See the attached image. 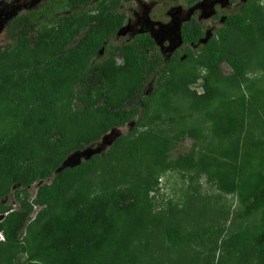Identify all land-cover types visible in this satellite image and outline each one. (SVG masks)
Listing matches in <instances>:
<instances>
[{"label": "trees", "instance_id": "obj_1", "mask_svg": "<svg viewBox=\"0 0 264 264\" xmlns=\"http://www.w3.org/2000/svg\"><path fill=\"white\" fill-rule=\"evenodd\" d=\"M118 6L119 0H47L4 25L8 44L0 51V110L7 122L0 126V211L11 186L23 189L37 180L50 182L37 187L31 203L5 211L0 264H137L133 244L146 242L159 228L171 245L196 238L195 233L181 235L151 210L147 196L156 190V172L130 170L140 154L172 170L198 165L219 191L236 193L242 208L234 217L258 214L262 230L252 239L234 241L226 256L234 258L233 264H264V157L245 178L248 150L238 152L245 146L240 144L244 132L259 126L264 133V91L250 95L247 103L240 100L239 114L221 111L213 116V138L221 146L223 140L234 139L221 147L216 159L202 155L191 163L190 156L182 155L169 165V140L146 129L116 138L101 156L54 172L69 153L85 149L110 129L134 117L136 127L141 126L145 82L154 74L173 72L172 60L162 62L146 33L111 46L105 58L97 60L106 40L123 25ZM59 10L66 13L54 14ZM223 24L243 28L235 14L226 16ZM202 36L193 22L179 28L183 45L196 44ZM26 51L44 54L18 60ZM209 52L210 64L226 61L240 75L237 62ZM195 134L182 131L176 138ZM18 195L15 190L13 197ZM33 206L39 210L25 226ZM24 227L29 236L21 241Z\"/></svg>", "mask_w": 264, "mask_h": 264}, {"label": "rangeland", "instance_id": "obj_2", "mask_svg": "<svg viewBox=\"0 0 264 264\" xmlns=\"http://www.w3.org/2000/svg\"><path fill=\"white\" fill-rule=\"evenodd\" d=\"M46 1L0 0V51L8 44L3 26L8 16L24 14ZM117 11L124 15L123 25L106 40L97 60L104 59L111 46L127 43L135 33L142 32L150 36L162 62L172 60L173 72L154 74L145 82L142 96L146 109L139 113L143 117L141 126L136 127L137 117H134L86 149L92 156H101L116 138L149 129L154 136L169 140L165 162L169 165L182 155L190 156L191 163L202 155L216 159L221 147H228L234 139L223 140L221 146V141L213 138V116L221 111L239 114L240 100L247 103L250 95L264 91V0H194L190 4L187 0H119ZM65 13L66 10L54 11L57 15ZM232 14L241 20L242 31L223 24L225 17ZM190 18L199 25L203 37L195 45H182L178 28ZM248 25L251 28L248 29ZM211 49L218 56L237 62L240 75H235L226 61L221 60L216 66L210 64ZM27 53L31 55L26 56ZM43 54L42 51H26L18 60ZM114 58L119 61L117 54ZM3 114L0 110V126L7 122ZM182 131L196 134L176 138ZM241 142H245V146L239 147V154L248 150L249 163L244 174L248 178L264 157V133L259 126H254L248 134L244 132ZM83 160L78 152L66 160V165ZM149 160L147 154H140V160L130 166V170L136 169L141 175L156 172V190L147 196L151 210L161 213L181 235L195 233L197 237L171 245L165 239L163 227L159 228L146 242L133 244L131 249L137 264H216L222 259H228L226 264H233L234 258L227 257L226 253L233 251L234 241L252 239L262 230L259 215L245 219L234 217L242 208L238 195L219 191L198 165L172 170ZM49 182L50 179L37 180L23 189L11 186L8 196L1 200L0 217L9 209H18L20 203H31L37 187ZM15 190L19 191L17 198L13 197ZM32 208L25 226L39 210L36 206ZM28 233L25 227L21 230V241L28 238ZM17 256L21 260L25 257L21 253Z\"/></svg>", "mask_w": 264, "mask_h": 264}, {"label": "water", "instance_id": "obj_3", "mask_svg": "<svg viewBox=\"0 0 264 264\" xmlns=\"http://www.w3.org/2000/svg\"><path fill=\"white\" fill-rule=\"evenodd\" d=\"M114 129H116V128H112V129H110L107 133H111V132H113V130ZM106 133V134H107ZM106 134H104V135H102L101 137H102V139L106 136ZM78 152H81V154L83 155V157H84V159L86 160V159H88V158H90V156H92V152L91 151H89L88 149H83V150H81V151H74V153L72 154V155H70L69 157H68V155L65 157V159L60 163V165L56 168V170L54 171L55 173H58V172H60V171H62L63 169H66V168H71V167H73V166H76L77 164H79V163H76V162H73V164L72 165H70V166H67L66 165V160H70V159H72L73 158V156H75V155H77L78 154ZM3 218H1L0 217V221L2 220Z\"/></svg>", "mask_w": 264, "mask_h": 264}, {"label": "flooded vegetation", "instance_id": "obj_4", "mask_svg": "<svg viewBox=\"0 0 264 264\" xmlns=\"http://www.w3.org/2000/svg\"><path fill=\"white\" fill-rule=\"evenodd\" d=\"M192 1H194V0H192ZM192 1L189 2V0H187V3L190 4ZM11 17H12L11 15L8 16V18H7L6 21L4 22L3 26L5 25V23H6ZM189 22H193V23L197 24V23L193 20V18H190V19H188L187 21L183 22V23L179 26V28H180L181 26H183L184 24L189 23ZM197 26H199V25L197 24ZM179 28H178V32H179ZM200 30H201V29H200ZM141 33H142V32H141ZM136 34H138V33H135V34L132 36V38H133ZM202 37H203V36H202ZM202 37H201L200 39H202ZM200 39H199V40H200ZM179 40H180V38H179ZM199 40H198V41H199ZM198 41H197V43H198ZM180 43H181V41H180ZM197 43H196V44H197ZM181 44H182V43H181ZM182 45H183V44H182ZM189 45H195V44H189Z\"/></svg>", "mask_w": 264, "mask_h": 264}, {"label": "built area", "instance_id": "obj_5", "mask_svg": "<svg viewBox=\"0 0 264 264\" xmlns=\"http://www.w3.org/2000/svg\"><path fill=\"white\" fill-rule=\"evenodd\" d=\"M0 240H3L1 235H0Z\"/></svg>", "mask_w": 264, "mask_h": 264}]
</instances>
